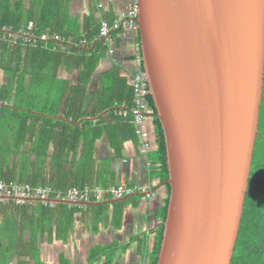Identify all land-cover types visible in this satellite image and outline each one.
<instances>
[{
    "label": "trees",
    "instance_id": "1",
    "mask_svg": "<svg viewBox=\"0 0 264 264\" xmlns=\"http://www.w3.org/2000/svg\"><path fill=\"white\" fill-rule=\"evenodd\" d=\"M76 1L0 0V28L23 29L32 36L26 37L32 41L22 37L19 43L0 37V74L9 77L5 83L0 82V180H14L33 187L50 186L53 191L48 194L49 198H55L56 191L71 186L115 184L112 179L98 180L107 173L100 169L97 153L103 138L115 151L103 159L105 166L121 155L127 141L135 142L139 151L141 148L133 115L123 116L116 110V104H125L128 108L134 105L129 70L112 60L106 42L100 38L102 19L111 23L118 13L116 0H88V11L83 17L75 12ZM99 1L105 3L101 11L97 7ZM126 2L128 5L130 0ZM45 33L50 34V39H41ZM135 38L140 45L138 30ZM120 43L118 38L115 45L119 49ZM117 53L121 60L125 59L123 53ZM106 57L110 59V66L101 69ZM149 100L157 143L156 149L148 152L151 177L156 180L154 185L162 184L166 195L160 210L162 223L151 252L150 264H156L170 185L166 183L164 132L155 116L151 96ZM259 129L232 264H264V94ZM109 199L106 194L94 206L98 210L106 209L104 221L109 219L112 204ZM125 205L126 201L114 204L113 219L117 226L121 225L118 221L123 218ZM84 210L63 201L50 206L40 198H32L17 204L14 199L0 197V245H5V256H1L0 250V261L7 264L15 251L26 257L21 264H43L39 246L44 235L53 237L55 229V237L65 239L73 228L76 214ZM92 256L98 257L97 249Z\"/></svg>",
    "mask_w": 264,
    "mask_h": 264
},
{
    "label": "water",
    "instance_id": "2",
    "mask_svg": "<svg viewBox=\"0 0 264 264\" xmlns=\"http://www.w3.org/2000/svg\"><path fill=\"white\" fill-rule=\"evenodd\" d=\"M170 185L156 264H232L264 93V0H138Z\"/></svg>",
    "mask_w": 264,
    "mask_h": 264
},
{
    "label": "crops",
    "instance_id": "3",
    "mask_svg": "<svg viewBox=\"0 0 264 264\" xmlns=\"http://www.w3.org/2000/svg\"><path fill=\"white\" fill-rule=\"evenodd\" d=\"M87 2L88 0L75 2L76 14L80 13V16L83 17L87 13ZM126 6V0L115 1L117 12L124 10ZM120 39L118 52L123 53L125 56L123 61H127L122 66L130 71V68L133 67V59L137 55L135 34L125 33ZM109 66L110 59L106 57L102 61L101 69H106ZM7 80L9 77L5 73H1V83H5ZM147 129L152 141L150 150L152 151L156 149L157 143L155 127L151 120L147 123ZM97 153L101 160L100 169H105L107 172L106 176H100L98 180L101 181V178L102 181L112 179L115 184L127 181L134 185L145 184L156 188L160 187V194L149 198L141 193H135L118 200L110 198L112 204L109 208L107 221L103 219V211L106 209L98 210L94 207L100 202L90 204L93 207H86L84 211L76 214L73 228L65 239L55 237V229L53 237L48 233L44 235L39 246L40 260L43 264H106V261H112L111 264H150L157 231L162 223L160 210L164 205L163 198L166 196L162 184L154 185L156 180L151 177L150 155L142 154L135 142L127 141L123 145L121 155L112 159L105 166L103 159L109 158L115 153L106 138L100 140ZM122 201H126V205L123 218L118 221L121 225L117 226V222L115 223L113 219L116 212L114 204ZM4 246L0 245L1 256H5ZM96 249L98 257L94 258L92 255ZM99 250H102L100 254ZM25 259L26 257L19 256L15 251H12L7 264H21ZM0 264L5 263L0 261Z\"/></svg>",
    "mask_w": 264,
    "mask_h": 264
},
{
    "label": "built area",
    "instance_id": "4",
    "mask_svg": "<svg viewBox=\"0 0 264 264\" xmlns=\"http://www.w3.org/2000/svg\"><path fill=\"white\" fill-rule=\"evenodd\" d=\"M107 2H114L115 0H105ZM104 2H98L97 7L99 11L104 8ZM140 5L138 0H130L124 10L119 11L115 16L113 22L110 23L107 19H102L100 29V38H102L108 46V53L113 57L115 63L124 65L127 61L118 57V48L115 45L117 39L121 38L126 32L135 34V31L139 27ZM101 15V12L99 13ZM31 23L29 24V27ZM114 32V33H113ZM0 37L2 39H8L10 42L19 43L20 38H24L25 41L30 42L32 39H27L29 33L25 30L14 31L11 27H1ZM50 34L45 33L41 36L42 40L50 39ZM37 41V39H34ZM25 42V43H27ZM37 43V42H36ZM35 44V43H34ZM137 55L133 59L132 70L129 71L131 82L134 89V105L128 108L125 104H116L117 113L123 116L132 114L134 117L137 133L140 136L142 154L146 155L151 150L152 141L150 133L147 129V123L150 120L152 114V107L150 104V90L149 84L146 78V73L143 68V62L140 55V45L136 47ZM149 186L143 189L139 184L130 185L128 182H121L119 184H112L109 187H102L100 185L86 184L83 187L71 186L65 190H59L55 192V198H49V193L52 190L50 186H37L33 187L28 183L17 182L9 179L0 180V197L5 199H14L17 204H24L29 199L40 198L44 200L45 204L50 206H56L58 201L66 202L70 207L85 208L87 204L99 202L103 200V196L109 194L110 198L118 199L124 196L131 195L135 192L143 194L145 197H151L155 195L156 191L148 194L147 190Z\"/></svg>",
    "mask_w": 264,
    "mask_h": 264
},
{
    "label": "rangeland",
    "instance_id": "5",
    "mask_svg": "<svg viewBox=\"0 0 264 264\" xmlns=\"http://www.w3.org/2000/svg\"><path fill=\"white\" fill-rule=\"evenodd\" d=\"M0 82H2V81H0ZM45 92H47V91H45ZM264 94V93H263ZM259 131H260V129H259ZM121 182H124V181H120L119 183H121ZM125 182H127V181H125ZM119 183H117V184H119ZM141 186V188L143 189L144 187H146V186H148V185H145V184H142V185H140ZM149 189L147 190V192H148V194H150V193H153L154 191H156V193H155V195H153V196H151V197H155V196H158L159 194H160V187H152L151 185H149ZM135 193H139V192H135ZM135 193H133V194H135ZM133 194H131V195H133ZM128 196H130V195H128ZM124 197H127V196H124ZM124 197H122V198H124ZM122 198H118V199H122ZM147 198H149V197H147ZM114 199V198H113ZM118 199H116V200H118ZM99 202H101V201H99ZM94 203H97V202H94ZM90 204H93V203H90ZM90 204H87L86 206H85V208L86 207H88Z\"/></svg>",
    "mask_w": 264,
    "mask_h": 264
},
{
    "label": "clouds",
    "instance_id": "6",
    "mask_svg": "<svg viewBox=\"0 0 264 264\" xmlns=\"http://www.w3.org/2000/svg\"><path fill=\"white\" fill-rule=\"evenodd\" d=\"M146 155H148V154H146Z\"/></svg>",
    "mask_w": 264,
    "mask_h": 264
},
{
    "label": "flooded vegetation",
    "instance_id": "7",
    "mask_svg": "<svg viewBox=\"0 0 264 264\" xmlns=\"http://www.w3.org/2000/svg\"><path fill=\"white\" fill-rule=\"evenodd\" d=\"M164 222V221H163Z\"/></svg>",
    "mask_w": 264,
    "mask_h": 264
}]
</instances>
